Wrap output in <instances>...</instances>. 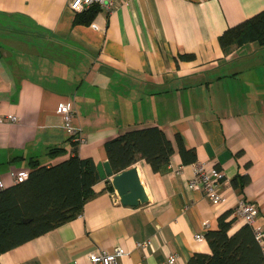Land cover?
<instances>
[{
  "label": "crops",
  "instance_id": "1",
  "mask_svg": "<svg viewBox=\"0 0 264 264\" xmlns=\"http://www.w3.org/2000/svg\"><path fill=\"white\" fill-rule=\"evenodd\" d=\"M68 2L0 0V117H16L0 121L5 187L33 160L49 166L77 154L96 166L107 160L105 141L129 129L159 127L173 152L159 171L132 163L146 202L122 204L99 178L76 216L1 252L0 264H88L89 252L115 246L124 249L117 264H166L170 253L186 264L209 252L194 235L216 229L240 199L256 203L264 229V45L218 42L264 0H121L88 23L73 22ZM61 102L84 142L63 128ZM197 163L221 170V205L188 186ZM235 177L246 179L241 189ZM242 223L236 216L230 231Z\"/></svg>",
  "mask_w": 264,
  "mask_h": 264
},
{
  "label": "trees",
  "instance_id": "2",
  "mask_svg": "<svg viewBox=\"0 0 264 264\" xmlns=\"http://www.w3.org/2000/svg\"><path fill=\"white\" fill-rule=\"evenodd\" d=\"M98 6L76 12L73 22L88 23ZM223 50L246 42L264 45V9L227 27L218 36ZM181 57H188L182 55ZM181 153L194 152L185 149L177 135ZM107 161L113 172H119L143 159L153 171H159L168 163L173 152L171 141L157 126L129 129L104 143ZM62 148L51 152H61ZM99 180L95 163L77 154L53 165H40L31 161L26 179L0 190V253L28 239L40 235L79 213L84 202L93 196V184ZM246 179L236 177L232 184L244 185ZM107 187L113 189L107 182ZM232 209L217 216V228L207 230L204 237L209 252H194L186 264H264L262 248L252 227L243 222L230 231L235 219Z\"/></svg>",
  "mask_w": 264,
  "mask_h": 264
},
{
  "label": "built area",
  "instance_id": "3",
  "mask_svg": "<svg viewBox=\"0 0 264 264\" xmlns=\"http://www.w3.org/2000/svg\"><path fill=\"white\" fill-rule=\"evenodd\" d=\"M121 0H69L68 6L73 12H80L89 8L92 5H96L102 9L110 11ZM56 112L62 117V126L67 131L69 138L72 142L80 144L85 141L79 127L72 123L73 110L70 109L65 102H61L56 106ZM8 119L14 121L16 117L14 115H7L6 118L0 117V121ZM27 172H22L12 175V184L22 182L26 179ZM222 181V172L216 167L206 169L202 163L194 165L193 176L187 181L190 188L199 189L209 199L211 204L219 206L224 201L223 192L220 189V183ZM5 188L4 182L0 179V190ZM233 215L239 217L243 222L249 224L253 231L256 240L260 244L264 254V229L255 226V220L258 214V208L254 201L240 199L232 208ZM202 233H196L194 238L196 240L203 239ZM149 243V240L137 241L136 246L145 248ZM124 253V249L121 246H115L111 250H95L87 254L88 264H117L118 257ZM176 254L170 253L165 259L166 264H175ZM74 264H79L76 261Z\"/></svg>",
  "mask_w": 264,
  "mask_h": 264
},
{
  "label": "water",
  "instance_id": "4",
  "mask_svg": "<svg viewBox=\"0 0 264 264\" xmlns=\"http://www.w3.org/2000/svg\"><path fill=\"white\" fill-rule=\"evenodd\" d=\"M96 170L100 179L110 183L122 204L136 206L146 202L145 190L134 165L114 173L106 160L98 162Z\"/></svg>",
  "mask_w": 264,
  "mask_h": 264
}]
</instances>
